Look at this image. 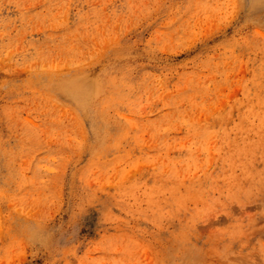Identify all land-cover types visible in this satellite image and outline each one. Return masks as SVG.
Instances as JSON below:
<instances>
[{"label": "rangeland", "instance_id": "rangeland-1", "mask_svg": "<svg viewBox=\"0 0 264 264\" xmlns=\"http://www.w3.org/2000/svg\"><path fill=\"white\" fill-rule=\"evenodd\" d=\"M0 264H264V0H0Z\"/></svg>", "mask_w": 264, "mask_h": 264}]
</instances>
